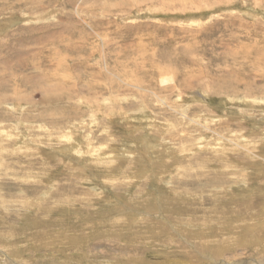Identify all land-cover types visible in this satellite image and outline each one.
Masks as SVG:
<instances>
[{
  "label": "rangeland",
  "instance_id": "1",
  "mask_svg": "<svg viewBox=\"0 0 264 264\" xmlns=\"http://www.w3.org/2000/svg\"><path fill=\"white\" fill-rule=\"evenodd\" d=\"M0 264H264V0H0Z\"/></svg>",
  "mask_w": 264,
  "mask_h": 264
}]
</instances>
